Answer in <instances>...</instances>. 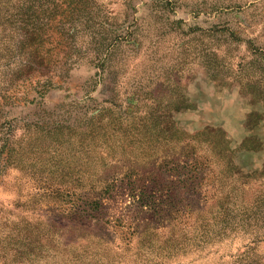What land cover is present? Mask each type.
Returning <instances> with one entry per match:
<instances>
[{
  "label": "rangeland",
  "instance_id": "374dc122",
  "mask_svg": "<svg viewBox=\"0 0 264 264\" xmlns=\"http://www.w3.org/2000/svg\"><path fill=\"white\" fill-rule=\"evenodd\" d=\"M0 264H264V0H0Z\"/></svg>",
  "mask_w": 264,
  "mask_h": 264
}]
</instances>
